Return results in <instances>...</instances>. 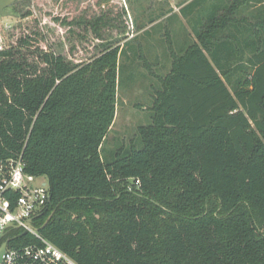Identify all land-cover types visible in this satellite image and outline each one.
<instances>
[{
  "label": "trees",
  "instance_id": "16d2710c",
  "mask_svg": "<svg viewBox=\"0 0 264 264\" xmlns=\"http://www.w3.org/2000/svg\"><path fill=\"white\" fill-rule=\"evenodd\" d=\"M249 3L208 6L183 54L168 33L152 123L111 163L102 147L125 38L104 39L110 19L62 20L100 41L86 63L40 52L35 64L15 44L0 52V158L22 155L25 172L47 180L33 220L44 238L80 264H264V13L239 16ZM18 236L15 246L37 242Z\"/></svg>",
  "mask_w": 264,
  "mask_h": 264
},
{
  "label": "rangeland",
  "instance_id": "374dc122",
  "mask_svg": "<svg viewBox=\"0 0 264 264\" xmlns=\"http://www.w3.org/2000/svg\"><path fill=\"white\" fill-rule=\"evenodd\" d=\"M185 1L44 0V6L39 8L37 2L34 8L15 4L10 9L13 17L2 18L1 23L13 24L9 48L18 45L20 56L35 64H41L40 52L63 55L74 64L86 63L100 54V41L91 31L64 26L62 20L105 16L115 27L103 31L104 39L114 43L125 38L121 41L123 49L119 58L116 116L102 147L104 162L111 163L119 148L138 143L140 127L152 123L154 89L160 87L159 77L171 70L168 33L178 54H183L195 42L196 14L180 11ZM239 12V16L252 19L263 14L264 9L250 0ZM25 39L29 45L20 48Z\"/></svg>",
  "mask_w": 264,
  "mask_h": 264
},
{
  "label": "built area",
  "instance_id": "2783aa9c",
  "mask_svg": "<svg viewBox=\"0 0 264 264\" xmlns=\"http://www.w3.org/2000/svg\"><path fill=\"white\" fill-rule=\"evenodd\" d=\"M37 0H16L15 4L36 7ZM31 11H33L31 9ZM34 12V11H33ZM0 52L9 48L12 23H1ZM44 177L25 172L22 155L0 158V247L8 242L1 264H80L68 253L44 238L29 222L44 210L49 201V185ZM139 185V181L136 182ZM10 225L18 228H10ZM31 234L37 242L26 246L11 245L12 236ZM24 235V236H25Z\"/></svg>",
  "mask_w": 264,
  "mask_h": 264
},
{
  "label": "water",
  "instance_id": "95a60500",
  "mask_svg": "<svg viewBox=\"0 0 264 264\" xmlns=\"http://www.w3.org/2000/svg\"><path fill=\"white\" fill-rule=\"evenodd\" d=\"M16 0H0V19L1 18H9V17H13V14L10 12V9L15 5ZM52 218L49 217V219L46 221V223L44 224L43 228L47 225V223L50 221V219ZM29 225L32 226V221L29 222ZM10 228H18L17 226L14 225H10ZM26 234V232H23L20 237H23ZM2 236H0L1 238ZM7 244L8 242H6L5 244H3L0 247V264L2 262L3 259V255L6 251L7 248Z\"/></svg>",
  "mask_w": 264,
  "mask_h": 264
},
{
  "label": "crops",
  "instance_id": "0c3cea01",
  "mask_svg": "<svg viewBox=\"0 0 264 264\" xmlns=\"http://www.w3.org/2000/svg\"><path fill=\"white\" fill-rule=\"evenodd\" d=\"M192 1H194V0H187L184 4H182L181 7H180V11H181L182 7L189 6ZM208 1L207 2H202L200 5H198L197 7L194 8L193 12H191L194 15L196 14V16H195L196 17V20H198V18L200 16H202L203 14H205L206 8L208 6H210L213 3H218L220 0H208Z\"/></svg>",
  "mask_w": 264,
  "mask_h": 264
}]
</instances>
